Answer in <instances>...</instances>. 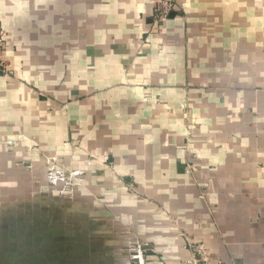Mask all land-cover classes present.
Returning <instances> with one entry per match:
<instances>
[{"label": "crops", "instance_id": "obj_1", "mask_svg": "<svg viewBox=\"0 0 264 264\" xmlns=\"http://www.w3.org/2000/svg\"><path fill=\"white\" fill-rule=\"evenodd\" d=\"M32 1L44 27L75 37L12 41L48 50L0 88V129L15 117L5 105L39 121L33 167L86 171L94 234L135 226L186 264L183 226L209 251L200 264H264V0H173L158 21L154 0ZM14 164L8 175L30 173Z\"/></svg>", "mask_w": 264, "mask_h": 264}, {"label": "rangeland", "instance_id": "obj_2", "mask_svg": "<svg viewBox=\"0 0 264 264\" xmlns=\"http://www.w3.org/2000/svg\"><path fill=\"white\" fill-rule=\"evenodd\" d=\"M36 3L16 1L8 14L0 16V24L4 23L0 27L6 34L5 46L0 49V88L7 87L12 80L22 81L26 74L19 76V73L35 63L42 64L48 51L25 45L27 42L17 48L12 44L17 35L19 40L28 42L60 37L75 39L74 28L54 31L60 27L55 21L56 26L51 27V31L44 27V17L30 15ZM14 51L20 53V64L15 62ZM22 58L26 60L22 62ZM4 108L8 111L4 116L15 117L7 123L1 122L0 129V164L4 168L0 175V264H172L174 258L169 255L167 242L156 246L154 241L139 240L135 226L131 230L130 225L121 224L126 232L123 233L121 227L115 234L112 225L109 234L107 228L100 225L99 234L92 233L90 193L80 190L81 185H90L86 171L75 170L68 162L48 160V157L45 158L47 168L39 164L33 167L31 152L41 158L44 155L38 141L42 131L37 129L39 121L29 123V114L23 106L17 109L5 105ZM28 138L31 146H28ZM11 159L20 169L28 167L30 173L8 175L5 168L11 165ZM208 211L215 214L217 210ZM100 216H103L101 210ZM178 235L184 239L181 245L191 250L192 256L183 258L186 264L207 261L209 251L202 242H191L183 226L179 227Z\"/></svg>", "mask_w": 264, "mask_h": 264}, {"label": "built area", "instance_id": "obj_3", "mask_svg": "<svg viewBox=\"0 0 264 264\" xmlns=\"http://www.w3.org/2000/svg\"><path fill=\"white\" fill-rule=\"evenodd\" d=\"M173 8V0H154V8L151 13V17L155 20H161L167 18ZM5 32L3 28L0 27V49L5 46ZM1 65V64H0ZM0 66V71H1Z\"/></svg>", "mask_w": 264, "mask_h": 264}]
</instances>
